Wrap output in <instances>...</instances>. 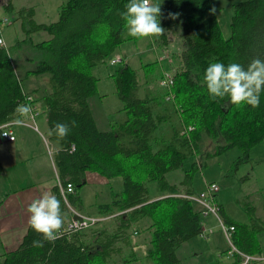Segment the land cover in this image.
<instances>
[{"label":"trees","instance_id":"1","mask_svg":"<svg viewBox=\"0 0 264 264\" xmlns=\"http://www.w3.org/2000/svg\"><path fill=\"white\" fill-rule=\"evenodd\" d=\"M128 2L64 0L58 18L45 23L34 18V6L15 9L13 0H0L6 11L14 12V20H21L25 33L12 46L0 45V126L18 118L15 109L26 104L23 87L35 97L37 105L41 98L51 129L50 139L60 144L54 153L59 179L64 185H74V192L66 198L78 211L83 209L80 189L86 183L87 171L108 179L119 176L123 181V189L111 190V201L98 206L99 213L113 215L109 223H102L99 228L94 225L65 231L56 235L54 242L43 241L42 247L33 246L32 242L43 240V236L29 226L19 246L6 253L3 264H130L138 259L134 252L115 259L122 253L119 243L136 244L133 227L143 221L148 223L145 231L149 234L144 258L153 264H183L177 249L199 235L203 215L192 200L178 195L179 186L171 184L166 173L179 169L187 158L198 154L207 138L222 141L217 143L216 154L238 147L242 151L238 161L244 160L254 145L264 142V91L259 107L253 108L246 102L232 104L227 96L214 100L204 81L211 63H237L247 68L253 59L264 61V0L234 3L227 37L216 13H209L212 0H150L153 5H161L158 20L164 33L129 36L121 17ZM169 13L178 14L177 18H169ZM168 29L181 37L183 47L180 66L168 67L173 76L170 86L161 83L165 69L160 59L142 62L141 76L128 61L129 52L120 50L133 43L153 50L156 40L160 41L158 47L166 46ZM39 31H46L50 37L34 41L32 34ZM22 47L30 50L27 59L34 67L20 74L13 54ZM118 53L124 54L123 61L112 65L110 60ZM100 65L114 67L107 76L113 79L123 102L121 116L109 129L98 126L90 103L99 93L101 78L95 69ZM31 76L47 79L45 92L26 88L25 81ZM57 123L70 128L62 139L53 131ZM189 125L193 128L187 134L183 128ZM198 167L193 160L181 184L191 185L189 179ZM151 180H157L167 194L150 200L146 182ZM55 188L64 222L74 213L58 184ZM187 191L193 193L191 187ZM238 202L241 204L242 200ZM246 210L249 222L230 218L222 206L220 213L227 224L234 226L233 243L247 253L261 254L257 234L264 231V216L253 208Z\"/></svg>","mask_w":264,"mask_h":264},{"label":"crops","instance_id":"2","mask_svg":"<svg viewBox=\"0 0 264 264\" xmlns=\"http://www.w3.org/2000/svg\"><path fill=\"white\" fill-rule=\"evenodd\" d=\"M63 2L64 0L60 3V5ZM233 9H234V4H231L229 17H231V14L233 13ZM34 18L38 22L48 23L56 20L58 18V15L56 18L50 19L48 21H43L39 19L36 16V14L34 15ZM222 31L225 37L230 35L229 31H228L229 32L228 35H225L224 33L225 31L223 28ZM49 37L50 35L47 34V32L43 34V39H47ZM21 38H23V36ZM153 49L154 52L153 51L151 52L154 53L156 57L157 48L154 47ZM151 52L148 53V49H147V50H143V52L139 54L146 56L147 60H149V58H154L152 57L153 54H151ZM127 59L130 60L129 58ZM103 66L104 65H100L95 69L96 74L101 78L99 84L103 80L104 76L109 75V73L113 71V67L108 66V68H103ZM42 78L44 79L45 77L31 76L29 79L25 81V83L30 81L29 84H32V88H33V84H35L36 81H40V79ZM26 88H28L27 85ZM28 89L31 90V88ZM105 95L106 94L98 93L96 96L90 99L91 107L95 119L96 121H98V123H99V119L97 118V114L94 111V104L98 98ZM37 102H38V109L40 111V114L37 117L36 121H33L30 114H28V116L22 117V119L24 120V122H28L29 124L24 123L22 126H17L15 123L13 124L12 129L14 130L16 135L15 140H7L0 136V264H3V260L7 252L16 249L19 246L23 237L28 231V227L30 226L28 223L30 216V213L28 212L29 204L33 200L39 198L44 193L56 196L55 186L58 183L60 176L58 173L56 163L54 161V153L60 147V144L58 141H54L50 139L51 129L48 123L46 109L42 103L41 98L37 100ZM120 115L121 113L118 111V113L110 116L109 122L113 118L115 120ZM13 121L15 122V120ZM33 123L37 125V128L31 125ZM100 128L109 129L110 126L107 125V127L105 128L104 127H100ZM46 139L50 140V142L52 143L54 149L53 153H50L48 151V148L46 146ZM169 172L166 173L167 180L171 184H177L179 186V191H183V190L185 191V189L191 187L193 189L192 192L193 193L196 192L191 185L181 184V181L184 178L182 174L176 175L172 180L168 179L167 175ZM179 176L181 177L180 182L178 179ZM84 180H85L84 182L86 183L81 188L83 189V194L80 191L81 201L83 204V209L81 210V212L95 216H102V217L108 216L99 213L98 206L100 204L101 199L98 196L99 193H101V189L98 190L99 193L98 191L97 193H94L95 194L94 196V194L89 195V191L90 193L94 191L93 188H89V187H92L91 183L100 182V184H97L100 188L103 187L104 184H106V185H110V191L114 190L118 192L123 189V181L119 179V176L108 179L98 174L97 172H93V171H87L86 178ZM205 180L208 179L204 178L203 183H205ZM110 191H109V196L106 197L108 201H104V203L111 201ZM187 192L188 191H185L184 193ZM166 194L167 192L164 191V193L160 192L154 196H149V197L150 200H154L163 197ZM218 201L222 206L226 215H228L230 218L233 219V216L230 215V213L226 209L224 198L222 199L219 193H218ZM199 206L200 208H202L200 204ZM259 216H264V213ZM71 217H67L64 220L63 226H65V224L69 221ZM214 217L215 216L213 215H208L205 217L206 221L208 220L210 226L213 227L215 224L212 223H214V219L216 218ZM243 222H249V216H248V220ZM105 223L107 222H104V224ZM134 228L135 227H133V229ZM136 231L137 230H134V233H137ZM260 233H261L260 236L262 234L264 235V231ZM199 235L192 237L191 239L183 242L177 249V255L181 259L183 264H237L236 261L240 257L237 254L234 255L229 254L228 252L229 247L228 248L226 247L224 236L222 235L220 230H217L211 236L210 239H203L204 238L203 237L201 243H199L198 246V243L195 242V239L199 238ZM148 241H149V236L148 239L145 238L144 241H137L136 244H132V245H125L124 243L120 242L119 244L121 246L120 248L122 249V253L117 255L115 259L120 260L123 258L125 254L134 252L137 254L138 259L133 260L130 264H153L152 261L144 258L143 256ZM260 245L262 247L260 255L264 256V242L260 241ZM196 258H198V261L195 260ZM32 264H42V263L33 262ZM248 264H264V259H261L259 261L253 260L250 261Z\"/></svg>","mask_w":264,"mask_h":264},{"label":"rangeland","instance_id":"3","mask_svg":"<svg viewBox=\"0 0 264 264\" xmlns=\"http://www.w3.org/2000/svg\"><path fill=\"white\" fill-rule=\"evenodd\" d=\"M62 1L63 0H13V4L15 6V9L30 5L34 6L36 16L43 21H48L57 17L59 12V5ZM238 1L240 0H212V4L217 9L216 15L218 16L221 26L225 31V35H228V33L230 32V5L237 3ZM13 14L14 12L12 13L6 11L0 5V19L8 17V20L10 22L2 26V35L8 47L15 44L22 36L23 38L25 37V33L22 30L20 20H14ZM45 33L46 31L33 33L32 36L34 41L43 39V34ZM167 37L169 42L166 46L158 47L160 41L157 40L154 41L153 45L155 48H157L156 57L161 60L160 65L163 67V69L166 70L170 68H177L178 66H180V54L183 48L181 37L177 35V33H175L172 29H168ZM154 38L155 37H153V40H155ZM149 48L150 47H146L145 45L141 44L136 46L134 45V43L123 45V47L120 48V50L129 52L128 58L130 59L132 65L139 70V74L141 76H143V69L140 67L142 65V62L147 61V57L142 54L140 55L139 53L147 49L148 53L151 51L154 52V49L151 50ZM151 54H153L152 57H155L154 53L151 52ZM120 55L124 56L123 53ZM28 56H31L30 50L26 48L23 49V47L18 50V54H13V60L16 62V66L19 69L20 73H23V71L27 68L34 67V63L27 59ZM103 68H108V66L104 65ZM29 82L30 81L26 83L28 88H38L40 89V91L45 92V87L47 85L46 78H42L40 79V81H36V83L33 84V88L32 84H29ZM98 86L99 93L106 95L98 98L95 101L94 111L97 114V118L99 119V123L97 121L98 125L105 128L107 127V125L110 126V124L114 122V118L109 122V117L118 113V111L123 106V102L119 99L115 84L111 77L104 76L103 80ZM120 116H118L117 118H119ZM166 126L168 125H164L163 127L165 128ZM221 142V140L216 142L211 138H207L202 143V149L200 150V152L198 154H195L194 156H190L189 158H187L179 169L169 172L167 175L168 179L172 180L176 175L180 174H182L184 177L185 171L190 168L193 160H196L199 167L192 172L189 179L191 186L196 191L195 193H198L200 190L204 189V178L211 181L215 180L220 185V197L222 199L224 198L226 209L230 213V215L233 216L234 220L240 222L248 220V213L246 210L247 207L253 208V211H256L257 214L262 215L264 213V142L262 141L254 145L250 149L248 156L242 161H238L239 157L242 156V151L236 146L227 149L221 154H216L215 151L217 149V143ZM119 179L122 180L121 177H119ZM178 179L180 182L181 177L179 176ZM91 184L92 187L89 188H93L94 191L92 193H90L89 191V195H93L101 189V193H99L98 191V197L101 199L100 204H103L104 201H108L106 197L109 196L110 185L104 184V186L100 188L97 185L100 184V182H94ZM147 185L149 188V196H154L160 192L164 193V191L160 189L157 180L147 181ZM80 191L83 194V189H80ZM185 191H187V189H185ZM185 191H181V193L178 195L182 196ZM238 199L242 200L241 204L238 202ZM193 204L196 208L200 207L196 201H193ZM205 217L202 216V225L210 226V223L208 222V220L206 221ZM112 219L113 215L108 217V219L101 220V222L97 223V225L95 224L94 227H99L104 222L109 223ZM147 224L148 223L146 221H143L141 224L138 223L137 226H135L134 230H137V232L139 231L138 233L134 234L136 241H144L145 238L148 239L149 235L145 231V227L147 226ZM212 224H215L214 231L209 235L208 238H203L201 235H199V238L195 239V242L198 243V246L199 243H201L202 238L210 239L217 230H220L222 235L224 236L226 247H230V242L226 237V234L220 227L218 219L215 218L214 223ZM260 234L261 233L257 234V238L261 242H264V235L262 234L260 236ZM195 260L198 261V258H196Z\"/></svg>","mask_w":264,"mask_h":264},{"label":"clouds","instance_id":"4","mask_svg":"<svg viewBox=\"0 0 264 264\" xmlns=\"http://www.w3.org/2000/svg\"><path fill=\"white\" fill-rule=\"evenodd\" d=\"M125 9L121 12V17L126 21L127 35L147 37L164 33L160 19L158 20L162 15L161 5H153L150 0H129ZM216 11L214 5L209 9L210 14H215ZM177 15L169 13V18L176 19ZM204 81L214 100L227 96L232 104L246 102L247 105L257 108L260 104V94L264 91V61L253 59L247 68L237 63L225 66L223 63L214 62L206 68ZM15 112L18 115L15 124L22 126L24 124L22 117L28 116L31 106L20 104ZM53 131L62 139L68 135L70 128L68 124L57 123ZM3 134L9 133L3 131ZM71 151H75L74 145ZM28 212L29 225L43 236V240H34L33 246L42 247L43 241L54 242L57 239L56 233L63 224L61 201L55 195L44 193L29 204Z\"/></svg>","mask_w":264,"mask_h":264},{"label":"built area","instance_id":"5","mask_svg":"<svg viewBox=\"0 0 264 264\" xmlns=\"http://www.w3.org/2000/svg\"><path fill=\"white\" fill-rule=\"evenodd\" d=\"M8 23V18L5 17L3 19H0V45L2 46L5 42V39L2 35V26L4 24ZM123 57L120 54L114 55V57L110 60V63L116 64L118 62H122ZM165 77L161 80L162 84H166L168 86L172 85L173 83V76L172 72L169 70L164 71ZM23 94L26 96L25 101L27 105L31 106V112L29 113L33 121H36L37 117L40 114V111L38 109V105L35 103V97L31 94L28 93L27 90L23 87ZM15 122H10L4 125L0 126V136L7 139V140H15L16 135L12 129V126ZM26 124H29L28 122H24ZM33 127L37 128L36 124H31ZM192 126H184L183 132L189 133V131L192 129ZM4 132H8V135H4ZM14 137V139L12 138ZM46 146L48 148V151L50 153L54 152L53 145L50 142V140L46 139ZM59 185V190L60 194L65 198L67 204L69 205L67 201V194L70 192H74V185L72 183H67L64 185L60 179L58 180ZM220 191V185L217 181H211V180H205V187L204 189L200 190L198 193H183L182 196H185L189 198L190 200L196 201L201 205V213L202 215L208 216V215H213L218 219L219 225L226 234L229 242H230V247L228 249V252L230 255L237 254L240 257V261L237 262V264H248L250 261L256 260L259 261L261 259H264V256L260 254H250L247 253L241 249H239L232 241V232L234 230L233 225L227 224L224 219L221 217L220 213V208L221 205L218 201V193ZM71 211L74 213V215L69 219V221L63 226L57 233L56 235H60L65 231L73 232V231H80L82 229L89 228L91 226H94L101 220L107 219L109 216L102 217V216H95V215H90V214H85L81 211H78L76 209H73L69 205ZM214 227L212 226H203L202 225V230L199 233L202 237L208 238L211 233H213Z\"/></svg>","mask_w":264,"mask_h":264},{"label":"bare ground","instance_id":"6","mask_svg":"<svg viewBox=\"0 0 264 264\" xmlns=\"http://www.w3.org/2000/svg\"><path fill=\"white\" fill-rule=\"evenodd\" d=\"M2 46H5V47H6V46H7V43H6V42H4V44H3Z\"/></svg>","mask_w":264,"mask_h":264}]
</instances>
